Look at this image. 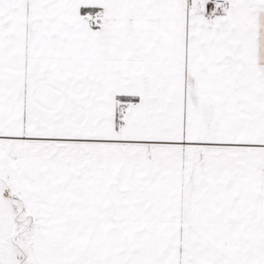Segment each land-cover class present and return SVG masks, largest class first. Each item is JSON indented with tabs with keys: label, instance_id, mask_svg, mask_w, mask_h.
<instances>
[{
	"label": "snow or ice",
	"instance_id": "obj_1",
	"mask_svg": "<svg viewBox=\"0 0 264 264\" xmlns=\"http://www.w3.org/2000/svg\"><path fill=\"white\" fill-rule=\"evenodd\" d=\"M0 264H264V0H0Z\"/></svg>",
	"mask_w": 264,
	"mask_h": 264
}]
</instances>
